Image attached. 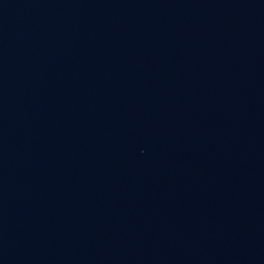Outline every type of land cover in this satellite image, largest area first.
<instances>
[{
	"label": "water",
	"instance_id": "95a60500",
	"mask_svg": "<svg viewBox=\"0 0 264 264\" xmlns=\"http://www.w3.org/2000/svg\"><path fill=\"white\" fill-rule=\"evenodd\" d=\"M0 264H264V0H0Z\"/></svg>",
	"mask_w": 264,
	"mask_h": 264
}]
</instances>
